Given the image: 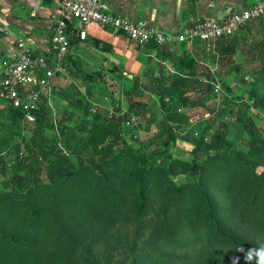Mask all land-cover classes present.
<instances>
[{"label":"trees","instance_id":"trees-1","mask_svg":"<svg viewBox=\"0 0 264 264\" xmlns=\"http://www.w3.org/2000/svg\"><path fill=\"white\" fill-rule=\"evenodd\" d=\"M200 43L193 50L204 53ZM210 54L209 59H215ZM196 65L197 59L183 52L174 60L178 71L166 85L161 78L144 85L133 78L130 94L154 93L163 113L160 129L137 149L126 142L127 133L119 131L128 124V113L117 108L88 122L89 105L77 102L83 136L65 137L61 146L60 130L58 138L54 136L56 148L48 153L42 127L48 123L54 130V124L41 99L29 140L18 133L24 150L17 141L12 146L17 155L5 167L9 172L0 161V174L10 173L11 178V190L0 191V264H98L96 247L118 223L130 225L134 240L150 249L201 244L173 257L164 249L163 264H232L234 257H240L239 264H256L255 259L246 261L239 249L264 245V137L242 108V114L234 112L238 105L227 98L222 103L228 106L227 116H237L249 137L245 149L231 145L225 129L238 124L224 123L220 112H209L200 131L191 129L179 112L192 104L185 99L189 85L203 80ZM76 71L74 76L84 82L101 78L100 72L90 77ZM165 99L175 106L167 108ZM0 111L12 126L27 124L20 109ZM179 129L192 145L189 161L170 153ZM70 148L78 153L75 158ZM184 174V180L173 181ZM133 260L143 263L135 256Z\"/></svg>","mask_w":264,"mask_h":264},{"label":"rangeland","instance_id":"rangeland-1","mask_svg":"<svg viewBox=\"0 0 264 264\" xmlns=\"http://www.w3.org/2000/svg\"><path fill=\"white\" fill-rule=\"evenodd\" d=\"M251 23L236 33L237 35L241 32H247L252 35L247 40L248 42L236 52L238 55H242L239 54L242 51L246 52H242L244 54L243 57L231 60L219 59L217 62L219 68L217 67V70L213 69L216 64V62L214 63L215 59H209V65L212 70L208 68L203 70V80L199 82L192 80L193 83L189 85L185 95L187 102H192V104L186 103L179 112L186 120H189L188 124L192 126L191 129L195 128L198 131L205 126V119L209 116V112H220L224 123L229 122V124H232L236 122L238 124L236 127L229 125L225 129V134L231 145L239 149H245V144L249 137L242 130L241 124L237 122V116H227L228 106L222 105L224 98L237 104L238 106L234 107V112H237L236 114L246 113L264 137V18H261L258 22ZM249 27L251 32L248 31ZM76 65L77 63L74 61L65 63L64 69L68 71V74L64 73L62 82H56L54 85L49 103H43V106L49 109V116L54 124V130L50 128L48 123L42 127L44 146L48 153L56 148L58 141L55 138H58L57 135L60 130L63 133L59 136L61 146L65 137L69 138L73 135L76 138H80L83 136L82 116L75 108L77 102L84 106L89 105L88 122H92L97 116L107 117L117 108L123 113H128L129 115L126 119L128 124L121 127L119 131L120 134L124 131L127 133L125 140L134 149L153 138L160 129L163 119V113L160 108L162 104L157 95L149 91H143L138 94L132 92L130 94L131 83L126 82L120 75L111 76L108 72L104 73L93 84L82 81L74 85L71 82L69 83V80H71L69 77L78 73ZM106 70L102 68V71ZM69 73L71 74L70 76ZM61 83L64 86L63 88L60 85ZM255 99L257 100L256 102H254ZM131 103L139 105V108L135 110V106H129ZM164 103L167 108H172L176 104V102H170L166 99ZM242 104H246L247 108L242 106ZM239 107L242 108L240 113H238ZM34 127L33 124H24L22 127L12 126L0 111V161L3 171L9 172L5 167L17 155L12 147L14 142H18L20 150L23 151L25 148L24 143L20 142L19 134L21 133L24 140H29ZM175 134L177 141L170 147L172 157L189 161L192 157V145L185 139L183 129L177 130ZM83 151L85 152L84 154H87L88 150ZM69 153H71L73 158L78 154L74 153L72 148H70ZM262 171L263 167L261 166L258 168V173ZM186 177H188V174L177 175L172 178L175 183H179ZM10 179V173H6L5 176L0 174V191L9 192L11 190ZM188 246L190 247L180 246V249L176 250L173 248L167 249V247L164 249L169 252V255H180L184 250L193 249L195 248L194 246H201V244ZM130 248H133L134 252H129ZM164 249L158 251V249H150L139 245L131 235V226H124L118 223L105 236L103 235L99 246L96 247L97 262L98 264H133L134 256L142 260L143 257L147 256V260H143L142 264H163L162 254H166ZM110 256L112 257L109 260Z\"/></svg>","mask_w":264,"mask_h":264},{"label":"crops","instance_id":"crops-1","mask_svg":"<svg viewBox=\"0 0 264 264\" xmlns=\"http://www.w3.org/2000/svg\"><path fill=\"white\" fill-rule=\"evenodd\" d=\"M255 1L106 0L104 3L106 12L110 14L122 16L132 22L144 20L154 27L177 33L183 29L191 28L195 23L205 19L225 18L232 12L250 7ZM60 15V6L50 0H0V80L3 63L18 52L19 43H23L33 53L45 54L50 51L52 28ZM250 27L248 31L251 32ZM250 37L252 35L247 32L229 36L225 42H223L224 39L219 40L212 51L205 48L204 53L193 50L198 42L162 49L153 44L137 48L125 36L104 31L92 25L88 29L86 40L82 41L76 35L71 37L69 52L64 63L67 61L76 62L77 67L90 77L95 72H100L101 76L107 72L111 76L123 75L121 77L131 83V86L134 83L133 78H138L141 85L147 83L148 79L161 78L163 84L166 85L170 76L177 70L174 60L180 57L183 52H187L197 59L195 67L197 73L201 74L206 68L212 70L208 61L211 57L210 52L216 57L215 60H212L214 63L216 62L213 69L217 70L219 59L242 58L243 53L246 52L239 53L242 55H238L236 52L248 42ZM160 50H163V53L160 54ZM64 66L65 64L61 67L62 71L56 80L57 83L62 82L64 73L68 74ZM102 68L107 70L102 71ZM221 69L223 70V68ZM125 74L131 78H127ZM69 78H71L69 83L74 85L83 81L72 75ZM87 83L93 84L89 81ZM60 85L62 88L64 87L62 83ZM1 109H3V105L0 102Z\"/></svg>","mask_w":264,"mask_h":264},{"label":"built area","instance_id":"built-area-1","mask_svg":"<svg viewBox=\"0 0 264 264\" xmlns=\"http://www.w3.org/2000/svg\"><path fill=\"white\" fill-rule=\"evenodd\" d=\"M50 1L61 8V15L52 28L50 51L33 53L19 43L18 52L3 63L1 70L0 102L3 108L10 106L22 110L27 124L34 123L33 112L38 110L41 99L49 103L62 71L61 62L68 55L71 37L76 35L80 40H86L92 25L125 36L137 48L151 44L165 48L201 42L212 51L219 40L235 35L249 23L264 17V0H256L250 7L232 12L225 18L205 19L175 33L144 20L132 22L110 14L106 12V0Z\"/></svg>","mask_w":264,"mask_h":264},{"label":"clouds","instance_id":"clouds-1","mask_svg":"<svg viewBox=\"0 0 264 264\" xmlns=\"http://www.w3.org/2000/svg\"><path fill=\"white\" fill-rule=\"evenodd\" d=\"M239 251L244 252V259L248 262H251L253 259L256 260V264H264V245L259 246L258 248H250L245 251L243 248ZM240 257H234L232 264H239Z\"/></svg>","mask_w":264,"mask_h":264},{"label":"water","instance_id":"water-1","mask_svg":"<svg viewBox=\"0 0 264 264\" xmlns=\"http://www.w3.org/2000/svg\"><path fill=\"white\" fill-rule=\"evenodd\" d=\"M125 76H126L127 78H131V76H127V74H125ZM192 176L196 177V176H197V172L192 173Z\"/></svg>","mask_w":264,"mask_h":264}]
</instances>
